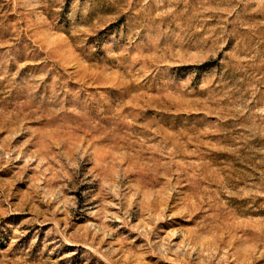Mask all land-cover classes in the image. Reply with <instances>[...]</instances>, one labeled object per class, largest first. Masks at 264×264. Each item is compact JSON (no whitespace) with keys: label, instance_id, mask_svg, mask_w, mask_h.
<instances>
[{"label":"rangeland","instance_id":"374dc122","mask_svg":"<svg viewBox=\"0 0 264 264\" xmlns=\"http://www.w3.org/2000/svg\"><path fill=\"white\" fill-rule=\"evenodd\" d=\"M0 264H264V0H0Z\"/></svg>","mask_w":264,"mask_h":264}]
</instances>
